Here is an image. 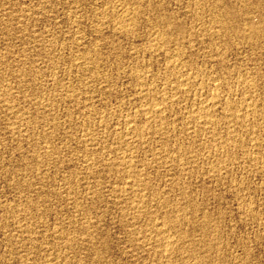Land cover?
<instances>
[{
    "label": "rangeland",
    "instance_id": "1",
    "mask_svg": "<svg viewBox=\"0 0 264 264\" xmlns=\"http://www.w3.org/2000/svg\"><path fill=\"white\" fill-rule=\"evenodd\" d=\"M0 264H264V0H0Z\"/></svg>",
    "mask_w": 264,
    "mask_h": 264
},
{
    "label": "bare ground",
    "instance_id": "2",
    "mask_svg": "<svg viewBox=\"0 0 264 264\" xmlns=\"http://www.w3.org/2000/svg\"><path fill=\"white\" fill-rule=\"evenodd\" d=\"M248 87H249V86H248ZM212 90H213V89H212ZM150 91H151V90H150ZM216 93H217V92H216ZM211 96H212V95H211ZM210 100H211V99H210ZM250 100H251V99H250ZM212 102H213V101H212ZM246 102H247V101H246ZM249 102H250V101H249ZM160 104H161V103H160ZM243 104H244V103H243ZM254 104H255V103H254ZM149 105H150V104H149ZM157 105H158V104H157ZM152 107H153V106H152ZM155 107H156V106H155ZM207 107H208V106H207ZM249 107H250V106H249ZM249 107H248V108H249ZM253 107H254V106H253ZM251 108H252V106H251ZM151 109H153V108H151ZM202 109H204V108H202ZM159 110H160V109H159ZM164 111H165V110H164ZM164 111H163V112H164ZM199 111H200V110H199ZM247 111H248V110H247ZM254 111H255V110H254ZM197 112H198V111H197ZM205 112H206V111H205ZM212 112H213V111H212ZM252 112H253V111H252ZM148 113H149V112H148ZM198 113H199V112H198ZM206 113H208V112H206ZM227 113H228V112H227ZM155 114H156V113H155ZM155 114H154V115H155ZM160 114H161V113H160ZM204 114H205V113H204ZM234 114H236V113L234 112ZM238 114H239V113H237V116H238ZM246 114H247V113H246ZM248 114H249V113H248ZM248 114H247V115H248ZM200 115H201V114H200ZM210 115H211V114H210ZM227 115H228V114H227ZM240 115H241V114H240ZM240 115H239V116H240ZM148 116H149V115H148ZM165 116H166V115H165ZM205 116H206V114H205ZM233 116H234V115H233ZM242 116H243V115H242ZM242 116H241V117H242ZM155 117H156V116H155ZM155 117H154V118H155ZM211 117H212V116H211ZM147 118H150V117H147ZM147 118H146V119H147ZM159 118H160V117H159ZM193 118H194V117H193ZM200 118H201V117H200ZM209 118H210V117H209ZM212 118H213V117H212ZM225 118H226V117H225ZM233 119H234V117H233ZM233 119H232V120H233ZM235 119H236V118H235ZM235 119H234V120H235ZM157 120H158V119H157ZM157 120H156V121H157ZM131 121H132V120H131ZM133 121H134V120H133ZM149 121H150V120H149ZM154 121H155V120H154ZM162 121H163V120H162ZM206 121H207V120H206ZM209 121H210V120H209ZM238 121H239V120H238ZM134 122H135V121H134ZM157 122H158V121H157ZM131 123H132V122H131ZM159 123H160V122H159ZM156 127H157V126H156ZM161 127H162V126H161ZM134 132H135V131H134ZM140 132H141V131H140ZM129 137H130V136H129ZM130 164H131V163H130ZM131 169H132V168H131ZM136 184H137V183H136ZM166 252H167V251H166Z\"/></svg>",
    "mask_w": 264,
    "mask_h": 264
}]
</instances>
